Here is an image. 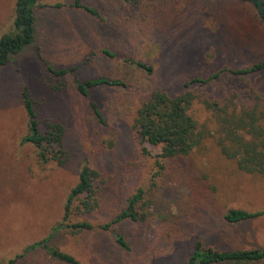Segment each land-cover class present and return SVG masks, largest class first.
<instances>
[{
  "label": "rangeland",
  "instance_id": "374dc122",
  "mask_svg": "<svg viewBox=\"0 0 264 264\" xmlns=\"http://www.w3.org/2000/svg\"><path fill=\"white\" fill-rule=\"evenodd\" d=\"M36 1V26L47 16L66 38L46 46L38 26L34 45L0 68V264H64L28 248L44 239L80 264H186L195 241L220 252L264 247V215L236 224L223 219L230 210L264 212V176L240 171L220 149L227 115L255 111L256 124L264 128V68L235 74L264 62V24L255 10L238 0H79L99 13L96 18L74 8L75 0ZM14 3L0 0V37L12 29ZM47 8L51 11L44 15ZM44 62L76 67L80 81L109 77L123 86L97 88L83 98L71 76L54 92ZM192 79L204 81L189 87L200 144L187 157L162 162L160 148L142 143L135 133L134 117L152 91L171 97ZM23 86L40 133L47 121L63 127L66 158L60 165L41 163L37 150L21 143L28 134ZM84 164L100 174L98 208L81 216L74 203L69 224H108L138 189L150 202L147 219L122 221L111 232L52 234Z\"/></svg>",
  "mask_w": 264,
  "mask_h": 264
},
{
  "label": "trees",
  "instance_id": "16d2710c",
  "mask_svg": "<svg viewBox=\"0 0 264 264\" xmlns=\"http://www.w3.org/2000/svg\"><path fill=\"white\" fill-rule=\"evenodd\" d=\"M250 5L261 23L264 24V0H238ZM36 0H15L14 17L11 31L0 37V68L5 67L11 57L18 55L25 48L34 45V10ZM60 7V5H55ZM73 7L82 9L93 17L98 18L99 13L91 8L84 7L79 0H75ZM103 55L113 57L102 50ZM128 63L151 74L152 69L141 63L129 61ZM45 75L53 81L50 86L52 91L60 92L65 88L63 80L73 76L76 93L87 98L91 90L101 87H120L123 84L109 77H96L80 81L76 77V67L54 68L44 62ZM264 68V62L256 63L247 69L236 72L237 75L259 72ZM218 74L214 75V78ZM200 79H192L183 84L181 93L169 96L160 90L151 92L148 100L138 109L133 120V129L140 141L153 147H159L157 156L162 162L187 157L195 147L200 144L201 134L197 132V125L191 116L190 110L195 95L189 89L191 85L203 84ZM47 84V83H46ZM21 101L28 119V134L22 138L21 143H29L37 150V157L41 163L56 162L62 164L66 158L63 150L64 130L60 123L45 122V130L40 133L39 121L34 109L28 89L21 88ZM90 107L97 118L99 112L94 104ZM256 112H243L241 117L227 115L222 119L221 153L229 160L236 163L237 168L248 174L264 176V128L256 124ZM243 131V134L240 133ZM226 142L228 144L226 145ZM159 171L163 167L157 163ZM100 174L91 169L87 164L82 165L78 174V183L71 189L64 206L62 221L55 225L52 234L70 229L74 232L91 231L99 229L111 232L113 226L122 221L133 223L144 222L147 219L145 212L149 201H146L145 192L138 189L126 201L125 207L108 224L94 227L87 221L69 224V215L74 203L75 211L81 216L90 215L98 208V192L100 190ZM264 215V212H247L243 210H230L223 219L228 224H236L252 220ZM117 242L122 249L127 250L125 242L117 237ZM29 249H42L50 258L64 264H80L71 255L63 253L48 245V239L32 244ZM264 261V247L253 250L220 252L204 248L200 241H195L193 251L186 264H256Z\"/></svg>",
  "mask_w": 264,
  "mask_h": 264
},
{
  "label": "crops",
  "instance_id": "0c3cea01",
  "mask_svg": "<svg viewBox=\"0 0 264 264\" xmlns=\"http://www.w3.org/2000/svg\"><path fill=\"white\" fill-rule=\"evenodd\" d=\"M38 7H39V4L37 3V7L35 8V10L38 9ZM46 7H49V6H46ZM55 8H59V7H55ZM35 10H34V12H35ZM50 11H51V9L47 8V10H44L43 14L46 15ZM13 17H14V12H13ZM34 17H35V15H34ZM38 26H41L44 29V32L42 31L43 34L41 35L40 41L43 43L46 42L47 43V44H45L46 46H48V45L51 46V44L56 45V46L59 44H62V41H58V43H56V42L53 43L54 39L59 37V35H60L59 33H61L59 23L55 22L54 20H50V18L47 16H44L42 18V20L40 21ZM38 26H36V20H35L34 30H36L37 32H39L37 29H41ZM59 38H62V40H64L66 38V36L61 35ZM57 68H70V67H57Z\"/></svg>",
  "mask_w": 264,
  "mask_h": 264
}]
</instances>
